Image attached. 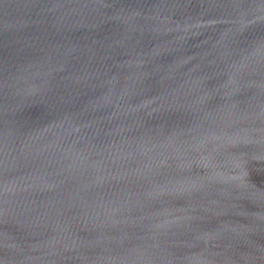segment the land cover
I'll use <instances>...</instances> for the list:
<instances>
[{
    "label": "water",
    "instance_id": "1",
    "mask_svg": "<svg viewBox=\"0 0 264 264\" xmlns=\"http://www.w3.org/2000/svg\"><path fill=\"white\" fill-rule=\"evenodd\" d=\"M0 264H264V0H0Z\"/></svg>",
    "mask_w": 264,
    "mask_h": 264
}]
</instances>
